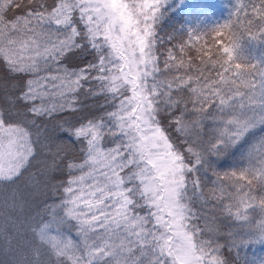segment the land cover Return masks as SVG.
I'll use <instances>...</instances> for the list:
<instances>
[{"label":"snow or ice","instance_id":"snow-or-ice-1","mask_svg":"<svg viewBox=\"0 0 264 264\" xmlns=\"http://www.w3.org/2000/svg\"><path fill=\"white\" fill-rule=\"evenodd\" d=\"M167 4L143 0L137 11L162 30ZM130 12L129 0H0V98L22 104L26 118L63 121L60 134L78 152L57 228L63 264H264L245 255L252 245H264V168L257 165L239 193L221 180L218 199L228 202L222 231L207 226L203 208L189 224L178 193L146 160V149L114 122L104 78L125 41L116 22ZM216 35L225 55L243 53L244 61L234 64L230 79L221 74L225 87L213 107L219 105L221 115L247 111L257 120L237 141V151L249 145L255 163L264 157L258 139L264 133V50L250 55L246 46L264 44V0H235ZM229 163L225 158L219 167ZM234 194L243 197L235 208Z\"/></svg>","mask_w":264,"mask_h":264},{"label":"rangeland","instance_id":"rangeland-1","mask_svg":"<svg viewBox=\"0 0 264 264\" xmlns=\"http://www.w3.org/2000/svg\"><path fill=\"white\" fill-rule=\"evenodd\" d=\"M142 2L129 0L130 14L121 13L120 20L116 22L118 30L124 29L121 34L125 41L120 56L117 58L113 55L114 63L108 65L113 80L105 76L104 90L113 100L109 107L114 111V122L118 126L124 125L121 130L133 138V144H143L139 133V117H143L150 125L152 136L158 138V142L154 141L151 145L153 156L158 159L156 170L166 187L178 193L185 216L190 217L186 223L190 224L191 213L182 201L181 194L188 181L194 183L198 172L197 194L204 203L207 202L209 209L227 212L228 203L218 199L221 195V180L226 185L235 186L239 193L241 188L247 189L246 181L252 178L256 166L264 168V157L255 163L248 159V144L237 151V141L244 132L257 126V120L252 119L247 111L237 112L236 116L239 115L234 120L227 114L225 117L218 113L216 109L219 105L213 107L218 88L225 87L221 84V74L226 80L230 79L235 71L234 64L244 61L243 53L225 55L224 46H220L221 38L216 35L217 26L230 18L235 0H168L164 8V21L167 23H161L162 30H158L155 20L145 19V13L137 11L142 8ZM113 3L118 5L119 0H113ZM246 48L250 55L259 56L264 44L250 42ZM225 68L229 69L227 73L224 72ZM162 82L169 84L171 92L187 91L191 101H194L191 107L196 110L203 131L200 146L178 148L174 137L183 132L185 123L181 118L175 119L173 123H163L155 115V102L160 90L158 85ZM6 106L3 104L0 107V183L12 180L16 185L27 181L23 169L31 159L35 156L34 163L42 157L44 151H38L37 148L44 139V130H35L32 120L28 121V118L4 122L1 116ZM207 117H210V122L206 120ZM258 139L264 144V133H258ZM142 147L146 149V156H149L148 148ZM59 150V147L50 143L46 145L44 158H48L47 163L51 161V166H56V151L62 154ZM234 151L235 156L232 155ZM225 158L230 161L229 165L227 168L219 167L220 161ZM241 173H244L243 177ZM37 179L40 191V182L46 184L48 181L45 173H41ZM64 186L59 188L61 196L54 200L48 212L51 216L49 222L41 224L36 230L49 242L55 241V235H51L49 229L51 225H58L65 195ZM216 186V189L213 188ZM252 186L255 187V183ZM223 195L227 196V192ZM242 198L234 194L230 198L232 207L235 208ZM258 250L264 258V245L260 244Z\"/></svg>","mask_w":264,"mask_h":264},{"label":"trees","instance_id":"trees-1","mask_svg":"<svg viewBox=\"0 0 264 264\" xmlns=\"http://www.w3.org/2000/svg\"><path fill=\"white\" fill-rule=\"evenodd\" d=\"M106 76L113 80V75L109 72ZM158 86L160 87L159 98L155 102L154 112L158 120L163 123H173L175 119L181 118L185 123L184 130L180 135L174 137L178 148L186 145L200 146L203 141V131L196 110L192 108L193 106L191 107L192 104L194 105V101H191L188 92H171L169 84L166 82H162ZM3 104H7L5 110L2 109L1 118L4 122L27 119L22 114L24 112L22 104L14 102L13 106L7 100L0 98L1 108ZM27 120H32L35 130H44L42 135L44 139L41 141L42 148L40 145L37 148L38 151L45 153L46 145L50 143V145L59 147V152L62 154L59 155L56 151L55 158L58 160L55 167L51 166V161L47 163L48 158H44V153L37 162L33 163L34 156L23 169V175L27 177V181L14 185L15 182L12 180L3 179L8 182L0 183L4 184L0 185V264H63L61 251H57L58 247H52L47 239L42 238L36 230L41 224L49 222L48 219L51 216L48 212L51 211L54 200H58L61 196L59 188L65 185L70 171L69 165L78 159V152L60 134L63 121L58 118L43 117L36 120L28 117ZM138 121L141 143H143L140 145L146 146L149 151L146 160L150 159L156 165L158 159L153 156L154 150L151 145L154 141L157 143L158 138L152 136V129L143 117L140 116ZM27 172L29 173L27 174ZM41 173H45L48 182L45 181L46 184L40 182L42 188L39 191L37 186L40 184L37 178ZM193 184L192 181H188L183 194H181V199L187 210L191 216H195L197 211L203 208V215L208 218L207 226L222 231L223 217L227 215V212L222 209H209L199 195H194V193L197 194V191L196 188L193 189ZM57 228L58 225H51L50 233H58ZM258 246L259 244L252 245L251 250L245 254L248 259L263 260L261 254L256 250Z\"/></svg>","mask_w":264,"mask_h":264},{"label":"bare ground","instance_id":"bare-ground-1","mask_svg":"<svg viewBox=\"0 0 264 264\" xmlns=\"http://www.w3.org/2000/svg\"><path fill=\"white\" fill-rule=\"evenodd\" d=\"M219 107V106H218ZM237 112H240L239 110H236V111H232V112H230V113H228L227 115H228V117L230 116V117H232V119H236L237 118V116L239 115H237L236 116V113ZM225 117H226V115H224ZM228 117H227V119H228ZM210 117H207L206 118V120L208 121V122H210V119H209ZM211 125H212V123H211ZM225 154V153H224ZM218 184V183H217ZM216 185V184H215ZM218 186H216V187H213V188H217ZM224 194V193H223ZM57 234V235H56ZM51 235H55V238H54V240L55 241H48L50 244H51V246L52 247H54V246H57L58 247V249H57V251L60 249V247L58 246V243H59V241H58V238H59V233H57V232H55L54 234H51ZM259 247H260V244H259V246L256 248V250L261 254V252H260V250H258L259 249ZM261 256H262V254H261ZM262 259L264 260V258H263V256H262Z\"/></svg>","mask_w":264,"mask_h":264}]
</instances>
